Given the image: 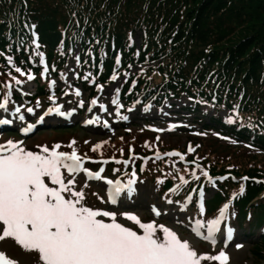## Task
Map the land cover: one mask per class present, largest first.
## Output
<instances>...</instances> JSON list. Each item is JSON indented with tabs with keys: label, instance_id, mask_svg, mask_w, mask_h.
I'll use <instances>...</instances> for the list:
<instances>
[{
	"label": "trees",
	"instance_id": "1",
	"mask_svg": "<svg viewBox=\"0 0 264 264\" xmlns=\"http://www.w3.org/2000/svg\"><path fill=\"white\" fill-rule=\"evenodd\" d=\"M77 49V86L95 92L129 75L119 90L125 104L184 98L207 135L244 142L218 156L195 140L190 160L205 162L200 177L214 179L213 202L233 200L264 226V200L253 202L264 195V155L256 152L264 150V0H0V97L26 80L16 68L39 75L46 94L41 72L61 76ZM204 107L214 108L208 120Z\"/></svg>",
	"mask_w": 264,
	"mask_h": 264
},
{
	"label": "rangeland",
	"instance_id": "2",
	"mask_svg": "<svg viewBox=\"0 0 264 264\" xmlns=\"http://www.w3.org/2000/svg\"><path fill=\"white\" fill-rule=\"evenodd\" d=\"M76 58L75 56V60ZM19 76L26 78L29 83L27 85L24 81V84L21 85L22 92L27 95L28 91L35 94L37 83L33 79L28 80V75L19 74ZM74 77L75 62L71 63L60 77L55 78L49 72L43 73L42 80L47 93L36 92V96L32 100L19 97L13 87L6 86L5 96L0 100V103H4L5 100L8 103L5 108H0V122L7 120L10 124H4L0 130V145H7L11 141L20 144L26 150L41 154L42 147L47 146L51 149L54 145L59 144L61 147L58 151L70 153L72 149L68 145L75 141L73 147L76 148L78 154L82 157L86 155L88 158L84 164L85 168L93 173L99 171L101 167L104 168L103 178L100 180H89L83 173L76 176L75 190L83 189L86 206L117 213V222L138 233L141 232L139 227L126 220L121 215L122 213L128 212L137 215L145 223L163 224L175 231L181 240L188 241L198 254L217 255L220 251H225L230 257L229 264H264L263 227L237 225L235 210L228 208L227 216L222 220L219 226L220 230L215 235L216 243L213 244L209 240L197 236L193 228L196 221L207 224L208 221L218 218L219 214L209 218L208 214L216 212L208 211L206 207L201 214L200 206L192 208V197L189 196L191 203L187 202V195L182 197L185 194L180 192L182 186H173L171 189L177 188L178 191L176 193L168 191L164 195L153 183V180H156L157 183L163 180L182 184L181 176L186 181H189L188 179L200 180L202 185L207 181V178L200 177L201 171L206 172L205 162H198L196 159L192 163L187 160L189 159L187 156L181 160V158L167 155L172 153L168 143L174 148L187 144V149L191 146L195 151V140L205 139L204 142L209 143V147H211L210 151L217 153L218 156L231 155L232 150L227 149V146H241V143L230 141L216 133L210 135L201 133V126L195 124L193 115L185 109L188 106V101L167 102L160 109H157L153 104L146 106L140 104L127 110L119 98V91L117 93L123 78H117L109 86H100L91 96L89 91H84L75 85ZM77 90L81 93L80 96L76 95ZM27 95L25 97H28ZM50 97H54L55 103ZM93 99L97 100L96 105L91 104ZM114 100L116 103L113 102ZM81 102L83 106H81ZM100 105H104V108L102 109ZM29 107L33 108L34 114L27 112ZM57 107L64 115L55 112ZM16 108L20 109L19 113L15 111ZM50 108L53 109L51 113L48 112ZM206 113L208 117H211L213 109H206ZM21 115L25 117L23 121L19 119ZM224 115L225 112H222L221 116L224 117ZM125 116L128 117L127 120L122 119ZM104 118H107L105 124L102 122ZM87 119L92 120L93 123H88ZM28 125L33 127L26 134L25 129ZM141 128L143 130H138ZM147 129L151 130V133H158L159 136L146 137L150 133ZM98 144L101 147L93 151V148ZM176 151L181 153L179 149ZM258 153L264 155L261 152ZM157 154L160 158H157ZM116 160L128 161V166L125 167L123 163H115ZM91 161L109 162L102 164ZM191 163L194 165L191 166ZM116 169L119 171H114ZM133 169H135L137 177L135 194L128 197L126 192H122L118 197V204L110 205L107 194L110 186L105 181L108 179L114 182L119 180L124 186L131 178ZM62 171H64L66 179L70 178L66 170ZM85 183L88 185L86 188L84 187ZM215 193L214 186L208 187L207 190H203L202 200L209 201ZM168 199H171L173 203H167ZM259 199L256 198L254 201ZM214 204L216 205V203ZM152 206L161 211L159 217L152 212ZM237 215L240 220V212ZM100 219L111 222L107 217ZM228 229L233 230L230 240L227 236ZM201 232L207 235L206 228L201 229ZM158 234L162 235V233ZM237 244L242 247L237 248ZM0 251L18 261V264H36L38 260L37 253L25 252L11 239L0 242ZM202 264H216V262L203 261Z\"/></svg>",
	"mask_w": 264,
	"mask_h": 264
},
{
	"label": "snow or ice",
	"instance_id": "3",
	"mask_svg": "<svg viewBox=\"0 0 264 264\" xmlns=\"http://www.w3.org/2000/svg\"><path fill=\"white\" fill-rule=\"evenodd\" d=\"M15 71L24 74L20 68H16ZM27 79L32 80L34 77L28 75ZM111 79L116 80L117 77L113 75ZM52 83L55 84L54 81ZM76 95L80 96L81 93L77 90ZM50 99L55 103L54 97ZM113 102L116 103L115 100ZM7 103V100L0 103V108H5ZM37 104L39 105V102ZM91 104L96 105L97 100L93 99ZM100 107L103 109L104 105ZM15 111L19 113L20 109L16 108ZM52 111L53 109H48L49 113ZM27 112L34 114L31 107L27 108ZM55 112L64 115L59 107ZM19 119L23 121L25 117L21 115ZM122 119L127 120L128 117ZM2 123L8 124L9 121L5 120ZM88 123L93 121L89 120ZM32 127L28 125L25 133L27 134ZM74 144L75 141L68 145L72 149L70 153L58 151L61 145L57 144L51 149L47 146L42 147L41 154L26 150L20 144L11 141L7 145H0V242L11 239L25 252L37 253L36 264H202L203 261L229 264L230 257L225 251H220L217 255L198 254L188 241L181 240L175 231L163 224L145 223L137 215L122 213L126 220L139 227L141 232L138 233L117 222V213L86 206L83 189L75 190L76 176L83 172L89 180H100L103 178L104 168L101 167L95 173L85 168L84 164L88 158L86 155L83 157L79 155L73 147ZM100 147L101 145H96L93 151ZM191 151L193 148L189 146V152ZM167 155L184 159L178 152ZM157 158H160L159 154ZM91 162L107 164L109 161ZM115 163L128 166V161L116 160ZM62 170H66L70 178L66 179ZM204 175L208 176V173L204 172ZM209 179L211 182V178ZM180 181L182 184L188 183L182 176ZM105 182L110 186L109 200L115 204L122 192H126L128 197L135 194L136 171L133 169L131 178L124 186L119 180L114 182L108 179ZM84 187H88L87 183ZM169 191L176 193L178 189ZM243 193L244 187L241 186L239 195ZM200 197L202 200L203 190H200ZM233 198H236V194ZM187 202L191 203L190 197L187 198ZM167 203L172 204L173 201L168 199ZM228 208L229 205L225 204L219 211V217L208 221L207 224L196 221L193 228L195 234L215 244V235L220 230L222 220L227 216ZM203 209L204 205L201 203V214ZM151 210L155 216L161 215V211L155 206H152ZM101 217H107L111 222H105L100 219ZM204 228L207 235L201 232ZM232 231L228 229L229 240ZM236 247L242 245L237 244ZM0 264H18V261L0 251Z\"/></svg>",
	"mask_w": 264,
	"mask_h": 264
},
{
	"label": "bare ground",
	"instance_id": "4",
	"mask_svg": "<svg viewBox=\"0 0 264 264\" xmlns=\"http://www.w3.org/2000/svg\"><path fill=\"white\" fill-rule=\"evenodd\" d=\"M107 120V118H104L103 120H102V122H103V124H105V121ZM87 121H89V119H87Z\"/></svg>",
	"mask_w": 264,
	"mask_h": 264
}]
</instances>
